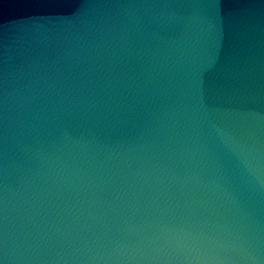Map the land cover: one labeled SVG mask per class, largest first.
Listing matches in <instances>:
<instances>
[{
	"label": "water",
	"instance_id": "95a60500",
	"mask_svg": "<svg viewBox=\"0 0 264 264\" xmlns=\"http://www.w3.org/2000/svg\"><path fill=\"white\" fill-rule=\"evenodd\" d=\"M0 264H264V0H0Z\"/></svg>",
	"mask_w": 264,
	"mask_h": 264
}]
</instances>
